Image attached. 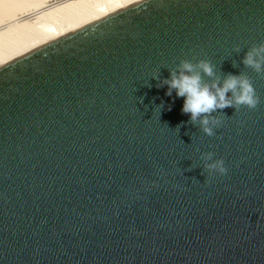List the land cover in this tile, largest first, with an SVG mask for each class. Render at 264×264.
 <instances>
[{
    "label": "water",
    "instance_id": "95a60500",
    "mask_svg": "<svg viewBox=\"0 0 264 264\" xmlns=\"http://www.w3.org/2000/svg\"><path fill=\"white\" fill-rule=\"evenodd\" d=\"M261 41L264 0H138L1 64L0 264H264ZM181 59L260 104L207 136L157 86Z\"/></svg>",
    "mask_w": 264,
    "mask_h": 264
},
{
    "label": "clouds",
    "instance_id": "9594fccd",
    "mask_svg": "<svg viewBox=\"0 0 264 264\" xmlns=\"http://www.w3.org/2000/svg\"><path fill=\"white\" fill-rule=\"evenodd\" d=\"M242 63L258 76L264 77V41L253 44L243 56ZM204 76L209 77L211 83L206 82ZM153 78L159 79V75ZM163 85L168 86L166 95L171 96L175 90L177 97L184 98L182 112L189 114L190 123L198 125L207 136H213L214 129L222 124L217 116L212 115L217 110L228 107L239 110L242 106L254 110L260 104V96L250 76L244 72L238 75L229 73L221 80L217 75L216 66L207 59H200L195 63L181 59L176 67L170 70V79L163 80L157 86ZM229 93L231 95H228ZM213 157L212 152L201 153L208 174H226L224 160Z\"/></svg>",
    "mask_w": 264,
    "mask_h": 264
},
{
    "label": "bare ground",
    "instance_id": "6f19581e",
    "mask_svg": "<svg viewBox=\"0 0 264 264\" xmlns=\"http://www.w3.org/2000/svg\"><path fill=\"white\" fill-rule=\"evenodd\" d=\"M138 0H0V65Z\"/></svg>",
    "mask_w": 264,
    "mask_h": 264
}]
</instances>
